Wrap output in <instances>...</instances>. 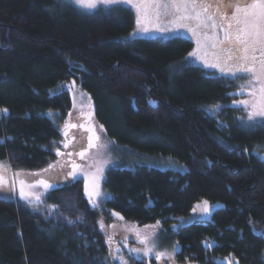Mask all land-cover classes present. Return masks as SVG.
Here are the masks:
<instances>
[{
    "label": "trees",
    "instance_id": "16d2710c",
    "mask_svg": "<svg viewBox=\"0 0 264 264\" xmlns=\"http://www.w3.org/2000/svg\"><path fill=\"white\" fill-rule=\"evenodd\" d=\"M135 27L129 8L0 0L1 169L45 174L80 137L63 128L77 136L90 116L120 147L185 168H112L102 211L81 178L35 204L0 198V264H122L140 235L108 233L121 223L160 225L172 246L133 264H264V125H242L238 84L186 63L192 41L128 39ZM77 89L91 112L76 118Z\"/></svg>",
    "mask_w": 264,
    "mask_h": 264
},
{
    "label": "rangeland",
    "instance_id": "374dc122",
    "mask_svg": "<svg viewBox=\"0 0 264 264\" xmlns=\"http://www.w3.org/2000/svg\"><path fill=\"white\" fill-rule=\"evenodd\" d=\"M64 1L73 4L83 13L89 14L98 10L106 11L117 8V6L131 9L135 14L136 27L129 34L128 39H173L179 37L192 41L194 46L191 53L195 52V56L190 53L186 57V63L202 68L206 74L214 77L223 76L228 81L238 84L245 94L237 102L244 112L241 119L242 125L249 128L260 124L264 125V118L261 117L256 118V123L248 121L249 112L264 109V43L260 42L259 36L262 31L259 22L264 20V8L259 5L258 0H116L115 3L96 0L95 8L81 6L76 3V0ZM226 4L238 5L241 12L237 13V16L242 20L252 16L257 18L252 23L242 25L246 32L257 33V42L250 44L240 53L235 51V46L226 45V42L220 43L224 41L225 30L220 26L219 21H217V28H212L215 16L212 19H209L208 16L209 13L216 12H227L231 15L234 10L226 8ZM252 4H255L256 7H247ZM201 5L206 6L207 11H201ZM180 17H185L183 22L188 23L194 28V31L182 28ZM197 17L207 23L209 27L207 29L196 28ZM235 27L236 25H233L234 29ZM238 54L247 57L251 73H240L237 78H233L230 74H222L220 66L231 65ZM228 57L231 59H227ZM214 64L217 67H213ZM72 99L77 109L75 111L76 118L81 113L91 110V101L82 90L77 89ZM242 101L247 103L242 104ZM44 114L54 123L61 122L62 115L58 111H46ZM89 120L88 128L85 127L87 130L80 132L77 136L72 134L71 126L63 128V135L74 136V138H78L80 135V137L75 143L68 145L69 150L64 160L57 164L54 163L45 174L37 175L26 171H13L12 174L10 169L0 168V198L13 199L14 196H17L35 204L37 203L36 197L43 198L48 190L81 178L85 182V197L91 207L102 211L105 203L110 199L104 184L106 174L112 168L123 169V167L130 168L146 164L160 169L170 168L179 171L183 168L185 170L183 166L170 159H167L169 162L166 164L165 160L132 153L128 149L120 147L106 137L103 128L96 123L93 117L92 121L91 116ZM45 185L48 187L46 188ZM113 228L108 233L114 237L117 231L119 237L124 238L125 241L127 237L130 240L136 238L137 234L140 235L135 241V247L127 248V252L122 253L121 258L118 259L119 262L133 264L135 260L137 261L135 257L138 255L141 256L140 258H148L161 253H164V256L171 253L172 246L168 245L167 234L163 233L160 225L140 227L121 223L118 229ZM125 241L122 242L125 243ZM111 255L116 258L115 252H111ZM226 264H231V262Z\"/></svg>",
    "mask_w": 264,
    "mask_h": 264
},
{
    "label": "snow or ice",
    "instance_id": "6c2138e0",
    "mask_svg": "<svg viewBox=\"0 0 264 264\" xmlns=\"http://www.w3.org/2000/svg\"><path fill=\"white\" fill-rule=\"evenodd\" d=\"M104 3H115L116 0H103ZM76 3L80 4L81 6H85L88 8H95L96 7V0H76ZM259 5L264 8V0H258ZM219 7V6H217ZM226 8L233 9L234 11L232 12L231 15H229L227 12H216V13H209V19H212L213 16H215V19L212 21V28H217V21H219V24L221 27L224 28L225 30V35H224V41H221L220 43H225L226 45H232L235 46V51L237 53H240L244 51L250 44H255L256 38H257V33L252 32L248 33L245 31L244 27L242 25H246L248 23H252L256 21V17L252 16L248 19H240L237 16V13L241 12V9L238 5L235 4H226ZM249 8H255L256 5H247ZM201 11H207L206 6L201 5ZM182 23L181 27L182 28H189V30L194 31V28H192L188 23H185V17H180ZM197 23L195 25L196 28H204L207 29L209 25L205 23L204 21H201L199 17L196 18ZM233 25H236L235 29L233 28ZM259 26L261 28V33L259 34L260 36V42L264 43V20H261L259 22ZM190 55L195 56V52L191 53ZM227 59H231V57H228ZM213 67H217V65H213ZM220 72L222 74H230L233 78H237L240 73L244 74H250L251 73V68L248 66V59L245 56L242 55H237L236 59L233 60L231 65H223L220 66ZM150 103H155V102H150ZM242 104H246V101H242ZM215 107H219L218 105ZM3 113H7V109L0 110ZM257 117L264 118V109L258 110V111H253L248 113V121L252 123H256ZM67 147V145H65ZM59 155L60 153L57 152ZM82 155V153H80ZM51 167V166H50ZM43 183V181H41ZM47 188L48 185H45ZM23 195V193H22ZM37 200H39V197H36ZM204 212L206 214H210L211 209L210 206L208 205L207 201H204ZM118 215V214H117ZM255 231V229H253ZM141 243H144V241H141ZM206 246H211V244H206ZM150 251V250H148ZM162 255V254H161ZM160 256H157V259H159ZM122 264H126V262H122Z\"/></svg>",
    "mask_w": 264,
    "mask_h": 264
}]
</instances>
